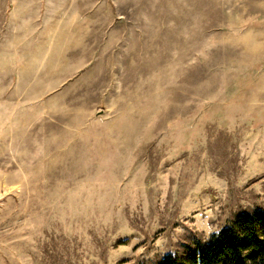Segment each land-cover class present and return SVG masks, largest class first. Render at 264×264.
<instances>
[{
	"label": "rangeland",
	"instance_id": "obj_1",
	"mask_svg": "<svg viewBox=\"0 0 264 264\" xmlns=\"http://www.w3.org/2000/svg\"><path fill=\"white\" fill-rule=\"evenodd\" d=\"M264 209V0H0V264H149Z\"/></svg>",
	"mask_w": 264,
	"mask_h": 264
},
{
	"label": "trees",
	"instance_id": "obj_2",
	"mask_svg": "<svg viewBox=\"0 0 264 264\" xmlns=\"http://www.w3.org/2000/svg\"><path fill=\"white\" fill-rule=\"evenodd\" d=\"M183 249L149 264H264V209L241 211L208 239Z\"/></svg>",
	"mask_w": 264,
	"mask_h": 264
}]
</instances>
